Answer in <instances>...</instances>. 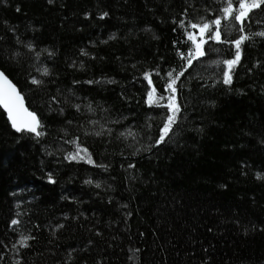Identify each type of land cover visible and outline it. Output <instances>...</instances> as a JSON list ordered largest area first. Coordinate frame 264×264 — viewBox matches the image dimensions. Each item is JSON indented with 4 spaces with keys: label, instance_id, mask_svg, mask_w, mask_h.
Here are the masks:
<instances>
[{
    "label": "trees",
    "instance_id": "1",
    "mask_svg": "<svg viewBox=\"0 0 264 264\" xmlns=\"http://www.w3.org/2000/svg\"><path fill=\"white\" fill-rule=\"evenodd\" d=\"M220 7L0 0V70L43 133L17 132L0 108V264H264V37L242 43L231 84L219 61L234 45L207 40L190 67L179 55L192 47L179 21ZM245 31H264V5ZM181 68L180 112L156 144Z\"/></svg>",
    "mask_w": 264,
    "mask_h": 264
},
{
    "label": "snow or ice",
    "instance_id": "2",
    "mask_svg": "<svg viewBox=\"0 0 264 264\" xmlns=\"http://www.w3.org/2000/svg\"><path fill=\"white\" fill-rule=\"evenodd\" d=\"M48 2L52 3V0H48ZM220 3L221 7L219 9V14L216 15L214 19L200 17L197 21H188L187 24L183 19L179 21L180 26L185 29L188 41L192 43V47L187 50V54H185L183 51H180L179 55L182 60L186 61L187 66L190 67L192 66L194 60H198L199 58L206 55L204 51V44L207 42V40L234 45L236 52L233 58L219 61V63L224 66L222 69V82L224 84H231L232 70L234 66L240 61V48L242 43L252 39L254 36L264 37V31L251 34L245 31V21L249 19V14L252 13L254 9H260L261 6L264 5V0H220ZM17 11H19V9H17ZM103 15L107 16L108 13L105 12ZM197 29L198 31H194ZM225 30H234L238 33V35L235 39L225 40ZM205 37H207V39H205ZM27 47L29 49H33L34 45L29 43ZM174 71L175 70H171L167 73V77L169 79L164 85L166 90L173 93V95L167 96V108L170 110L171 114L166 117L163 128L160 129L159 137L155 141L156 144L164 142L165 138L171 131L172 125L176 122L177 114L180 112V105L177 103V98L174 95L177 92L175 85L177 80H179V78L184 75L185 69L181 68V70L177 72L175 76L173 75ZM43 73L45 75L49 73L47 67L43 68ZM144 76L148 78V82L151 85L152 81L150 79V73L145 72ZM32 79L33 83H41V81L36 80L35 77ZM88 83H93V81H88ZM155 92L156 89L153 86L147 93V103L150 105L156 102L153 98ZM52 99L55 100V97ZM159 99L163 100L164 97L160 96ZM0 105H3V107L7 110L9 120L11 121V126L17 132L32 133L37 137L43 135V133L38 130L41 127V124L37 114L35 112L29 111V109L25 107L23 96L19 91H17L16 86L12 84V82L3 72H0ZM75 107L79 109L80 105H75ZM89 110L91 109L89 108ZM93 123H95V121H93ZM96 135H100V133L97 132ZM73 142L74 141H69V143ZM79 151L87 153L86 148H81L78 145V152ZM67 159H87L88 163H94V161L90 158V155L88 157H84L78 155V153H69L67 155ZM132 166L133 165H130V167ZM48 178L51 182L55 183L51 174H49ZM86 183H91V181H86ZM18 223V220L12 221L13 225ZM29 239H34V237L21 234L18 243L24 247H28L29 245L26 242ZM13 247H15V245ZM17 264H19V261Z\"/></svg>",
    "mask_w": 264,
    "mask_h": 264
},
{
    "label": "water",
    "instance_id": "3",
    "mask_svg": "<svg viewBox=\"0 0 264 264\" xmlns=\"http://www.w3.org/2000/svg\"><path fill=\"white\" fill-rule=\"evenodd\" d=\"M0 72H3V71H1L0 70ZM4 73V72H3ZM5 74V73H4ZM6 75V74H5ZM7 76V75H6ZM8 77V76H7ZM8 79L12 82V84H14L13 83V81L8 77ZM15 86H16V89H17V91H19L20 92V90H19V88L17 87V85L16 84H14ZM20 94L23 96V98H24V95L20 92ZM24 105H25V107L27 108V106H26V103H25V98H24ZM0 107L2 108V110L6 113V115H7V117H8V114H7V110L3 107V105H0ZM30 111V110H29ZM8 119H9V117H8ZM10 121V120H9ZM10 123H11V121H10Z\"/></svg>",
    "mask_w": 264,
    "mask_h": 264
},
{
    "label": "bare ground",
    "instance_id": "4",
    "mask_svg": "<svg viewBox=\"0 0 264 264\" xmlns=\"http://www.w3.org/2000/svg\"><path fill=\"white\" fill-rule=\"evenodd\" d=\"M1 108V107H0ZM7 119H8V117H7ZM8 121H9V119H8ZM10 122V121H9Z\"/></svg>",
    "mask_w": 264,
    "mask_h": 264
}]
</instances>
